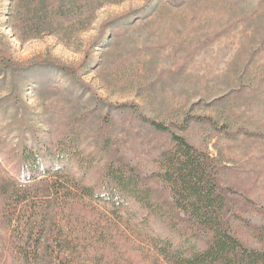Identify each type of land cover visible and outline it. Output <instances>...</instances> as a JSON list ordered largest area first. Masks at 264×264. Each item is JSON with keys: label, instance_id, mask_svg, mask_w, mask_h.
I'll return each mask as SVG.
<instances>
[{"label": "rangeland", "instance_id": "rangeland-1", "mask_svg": "<svg viewBox=\"0 0 264 264\" xmlns=\"http://www.w3.org/2000/svg\"><path fill=\"white\" fill-rule=\"evenodd\" d=\"M57 1L0 0V59H12L0 68V264H27L6 214L24 151L58 155L69 138L81 159L94 158L85 186L122 162L171 201L156 175L172 132L215 160L233 233L264 249V0ZM66 174L44 180L65 185L81 172L73 164ZM47 190L28 195L34 220L66 227L81 262L171 264L155 240L164 228L141 225L135 204Z\"/></svg>", "mask_w": 264, "mask_h": 264}, {"label": "trees", "instance_id": "trees-1", "mask_svg": "<svg viewBox=\"0 0 264 264\" xmlns=\"http://www.w3.org/2000/svg\"><path fill=\"white\" fill-rule=\"evenodd\" d=\"M57 2L55 5H58ZM44 10H36L37 19L46 18ZM39 11H43L41 16ZM11 60L2 57L0 68L12 66ZM153 124L161 132L171 131L161 123ZM67 140L57 150L58 155L50 151L44 155L38 150L24 151L19 162L22 168L10 177L13 182L11 195L16 196L17 204L6 214L14 229L15 248H19L16 252L27 264H44V260L48 259V264H89L79 260L83 255L78 249L79 239L72 238L66 227L56 222L54 227L57 226V229L52 230L46 222L34 220L28 195L45 196L41 194L45 188H48L46 192L55 196L63 194L62 191L71 193L74 189L81 197L114 208L135 204L143 213H133L132 216L141 225L155 228L153 224L157 222V230L164 228L165 237L155 240L159 242L162 255L169 258L171 264H264V249L246 246L233 233L231 219L234 205L228 196L230 190L218 181L219 169L215 160L182 135L172 132L173 147L163 153L160 162L162 171L156 175L170 189L171 201L158 199L146 179L122 162H108L101 171L98 183L85 186L84 180L94 166V158L81 159L79 152L71 148L74 141ZM73 164L81 175L67 177L65 185L44 180L50 175L64 178ZM9 192L10 189L4 187L3 194L8 195Z\"/></svg>", "mask_w": 264, "mask_h": 264}]
</instances>
